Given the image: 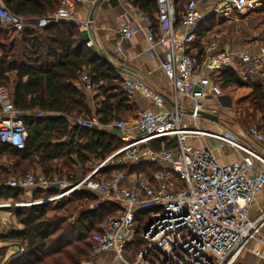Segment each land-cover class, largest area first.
<instances>
[{
    "label": "built area",
    "instance_id": "2783aa9c",
    "mask_svg": "<svg viewBox=\"0 0 264 264\" xmlns=\"http://www.w3.org/2000/svg\"><path fill=\"white\" fill-rule=\"evenodd\" d=\"M81 1L60 0L55 11L39 19L14 14L0 0V23L17 33L26 26L41 28L50 21H73V10ZM154 1L159 34L153 31L151 21L141 10L130 2L125 3L133 13L136 29L145 31L148 46L159 44L164 49L160 67L172 85L174 105L166 109L163 96L142 78L133 75L125 79L122 91L128 96L141 92L156 110L139 112L134 124L119 119L102 125L96 116L70 118L78 127L105 131L115 128L123 144L76 182L57 177L36 181L32 172L8 179L4 185L11 188L31 191L57 186L58 192L42 201L2 200L0 208L57 202L75 190H87L96 195L90 210L106 202L119 209L101 223V231L91 244L90 257L83 264H99L107 257L116 264H237L252 242L264 246L261 235L264 212L256 219L248 216L254 197L264 194V153L250 147L236 133L189 126L183 118L187 114L195 122L202 116L200 112H208L206 99L223 96L220 86L211 78L214 71L230 68L243 80H252V75L259 72L257 82L264 84L263 45L258 46L255 54L228 52L215 40L201 38L196 33L207 16L247 13L255 9L259 0H189L178 25L175 0ZM203 4H212L211 9L203 11L200 7ZM137 19L144 20L145 26H140ZM134 30L131 24L122 23L120 40H128ZM83 31L87 33L84 27ZM86 45L91 44L86 41ZM242 64L247 66L245 71L239 70ZM76 84L87 92L94 90L85 70L80 72ZM177 95L181 96L187 112L180 108L182 103L178 104ZM36 115L45 113L37 111ZM132 128L135 133L131 134ZM241 135L264 145V128L251 126ZM190 137L213 139L220 146L240 152L242 157L231 163H220L210 149L191 145ZM26 138L20 111L14 107L8 89L0 87V142L21 150ZM154 142L160 147L155 148ZM141 163L157 164L159 168L150 176L144 172L117 170L109 179L98 177L99 170L107 166ZM139 213L145 218L140 232L141 246L128 249L135 240ZM23 246L24 242H18L19 252ZM255 253L264 264V251ZM126 255H133L132 262L126 261Z\"/></svg>",
    "mask_w": 264,
    "mask_h": 264
},
{
    "label": "trees",
    "instance_id": "16d2710c",
    "mask_svg": "<svg viewBox=\"0 0 264 264\" xmlns=\"http://www.w3.org/2000/svg\"><path fill=\"white\" fill-rule=\"evenodd\" d=\"M126 1L154 20V0ZM188 2L175 0L177 25ZM260 2V14L264 16V0ZM3 3L14 14L40 19L55 11L60 0H3ZM211 21H216L213 15L200 22L196 29L198 36H206L211 28L202 25ZM10 33L13 32L0 23V87L8 89L14 107L20 111L27 138L21 150L0 142V160L5 158L10 163L0 164V200L19 202L24 199L25 190L4 185L10 174L22 176L39 168V174L33 173L36 181L40 177L52 180L57 177L54 174L60 179L66 174L69 181L76 182L90 171L95 161L103 160L123 144L114 132L78 127L69 120L91 115L87 97L76 84L80 72L85 70L89 74L96 95L103 98L94 113L102 125L115 122L116 117L126 120L129 115H137L129 96L121 89L124 80L115 67L86 45L77 24L57 20L41 28L26 26L16 34ZM211 78L233 102H248L253 111L259 112L264 128V84L243 80L230 68L214 71ZM37 111L45 115L37 116ZM158 168L152 163L110 166L99 170L98 177L109 179L117 170L150 176ZM77 170L81 171V177H77ZM31 191L35 201L58 190L52 186ZM93 199L95 194L80 190L53 205L17 208L14 214L21 228L8 234L0 232V241L15 245L17 251L5 258L8 245L1 246V256L5 258L2 264H83L90 257L91 235L99 234L103 220L119 209L106 202L90 210L87 205ZM70 209L78 210L72 222L68 221ZM136 218L139 224L135 240L128 249L141 246L140 232L145 218L143 213ZM18 242H24L21 252Z\"/></svg>",
    "mask_w": 264,
    "mask_h": 264
},
{
    "label": "crops",
    "instance_id": "0c3cea01",
    "mask_svg": "<svg viewBox=\"0 0 264 264\" xmlns=\"http://www.w3.org/2000/svg\"><path fill=\"white\" fill-rule=\"evenodd\" d=\"M125 2L126 0H82L81 2L77 3V5L75 6L73 10L74 20L70 22L77 24L81 33L83 27L87 29L88 35L86 40L90 42L91 44L90 48L94 47L98 52L102 53L105 56L106 60L102 57L101 54L98 53V55L103 60H105L106 62H108L109 64H111L113 67L116 68L118 74L120 75V78L125 80L133 75L142 78L148 85L153 87L160 95L163 96L165 100L164 107L166 109L171 108V106L174 105V101H175L173 88L160 67L164 49L159 44H154L151 47L148 46L145 39V31L141 29H136L135 23L132 20V18L134 17L133 13L130 12L129 9H127ZM211 5L212 4H203L200 5V7L203 11L208 12L211 9ZM261 8L262 5L260 0L256 1L255 10L259 11L261 10ZM211 15H213L216 20H218V18L221 17L219 15H214V14ZM153 19L154 20L152 21L149 18V20L152 23V28L154 27L153 24H155V26L158 25L156 13H154ZM137 22L140 24V26H145L144 20L137 19ZM122 23H129L131 24L133 29H135L132 36L128 40H120L119 38V28L121 27ZM3 27L6 30H9L5 25H3ZM177 29L183 31V28H181L180 26H178ZM153 31H156V34H159V32L157 31V27L153 28ZM209 33L210 31L207 32L206 35H208ZM212 34L214 35V33ZM219 46L220 48L228 52H237V53L248 52L251 54H255L257 52L258 46L260 45H255L251 48H248L247 50H243V47L242 48L240 47V49H238L239 47L234 48L232 44H223L222 46L221 45ZM243 68L247 69L246 64H242L239 67V70L245 71ZM262 72H264V70ZM253 75H257L258 79L260 77L259 72L257 74L254 73ZM258 79L255 82H257ZM79 88L87 97L88 108L91 112L90 116H95L94 115L95 108L98 106V104L103 98L100 95L98 96L96 95L97 94L96 90L87 92L84 89H82L80 86ZM223 96H225V94H223ZM129 98L131 104L133 105L132 107L136 115H138V113L141 111L156 110L152 105V102L147 98H145L144 95L139 91L133 92V94L129 96ZM224 99L225 97H222L221 99L208 98L205 101V107L208 111L212 109H217L218 107H221L220 103L223 102ZM181 100H182L181 96L177 95L178 104L182 103ZM184 105L185 104L182 103L180 108H182L185 112H187L188 110ZM202 117H203L202 119L203 122L207 123L210 128H213V130L210 131L228 130L233 133H236L240 137H242V140L246 142L250 147L256 149L261 153H264V145L259 144L251 140L250 138L244 137L243 135H241V133H239L240 131L234 132L231 129L227 128L226 126L218 125V123H216L214 119L201 116V118ZM136 118L137 116L129 115L126 121L129 124H134ZM183 121L189 126L192 125V126H198L199 128L201 127L199 126L198 120L193 122L187 114L183 118ZM107 132H112V133L114 132L119 136V131L115 128ZM130 133L131 134L135 133V129L132 128L130 130ZM188 141L193 146L198 145L210 149L211 152L214 154V156L218 158L220 163L223 164L237 161L242 157V154L240 152L235 151L232 148H228L226 146H220L218 142L210 138L190 137ZM210 142L213 143L211 144ZM156 143L160 147V144L158 142H155L153 146L156 148L157 145ZM100 161L101 160L95 161L94 163H98ZM94 163L90 166V168L92 169L94 168L93 167ZM78 173L81 174L80 170H77V177H81L78 176L80 175ZM41 178L43 177H40L39 179ZM7 212L8 209L6 208L0 209V230L1 228H5L7 226V219H6ZM263 212H264V194L259 193L254 197L248 216L250 219H256ZM16 226L17 227L15 229L21 228V225L19 224ZM261 235L262 238L264 239V227L262 228ZM9 244L7 242L0 241V247ZM256 251L263 252L264 246L262 244H259L258 242H252L249 248L243 251V253L240 255L237 264H263V261L260 259L259 255L255 253Z\"/></svg>",
    "mask_w": 264,
    "mask_h": 264
},
{
    "label": "rangeland",
    "instance_id": "374dc122",
    "mask_svg": "<svg viewBox=\"0 0 264 264\" xmlns=\"http://www.w3.org/2000/svg\"><path fill=\"white\" fill-rule=\"evenodd\" d=\"M202 26H210L211 28L210 33L206 35L207 40H215L221 46L223 44H232L234 48L239 47L238 49H240V47L241 48L243 47V50H247L248 48H251L255 45L264 46V16L260 14V10L258 11L254 9L250 12L243 13V14L232 12L231 15L228 17L221 16L218 18V20L211 21L210 23H208V25L203 24ZM13 33L16 34L15 32ZM13 33H10V34L13 35ZM212 33H214V35ZM244 47H247V48H244ZM243 69L246 70V68H243ZM263 70L264 68H262L261 71ZM257 79H258L257 75H252V81L254 80L253 82H255ZM224 94L227 98H225L224 101L221 102L222 104L220 103L221 107L208 111L209 114L217 117L216 120L214 119V121H216L218 125L226 126L227 128L231 129L234 132L240 131L239 133L241 134L251 126H258V128L262 129L261 127L263 125V122H262L259 112L253 111L249 107L248 102H244V103H238L236 101L233 102V100L229 97L227 93H224ZM211 111H214V112H211ZM246 112L249 115H251L253 118L249 117L248 114H246ZM202 119L203 117L202 118L200 117L198 119L199 126H201L200 128L206 129V130H213V128H210L209 125L203 122ZM210 143L212 144L213 142H210ZM0 164L8 165L10 163L5 158H3L0 160ZM96 164L97 163H94V166ZM39 170H40L39 168H36V169L29 170L27 172L39 174ZM91 170L92 168L90 169V171ZM54 175L58 177V175L56 174ZM15 176L17 175L10 174L8 179L15 177ZM60 179H65L69 181L68 176H66V174H63ZM77 191H80V190H75L74 192H77ZM25 192L26 194L24 195V199L21 200L24 203L42 201L47 198H50L49 196L46 198H40L38 200L33 201L31 198L32 191H25ZM67 196L63 197L62 199L67 198ZM1 201L2 200H0V202ZM55 202L56 201H50V202L43 201L41 204L50 203V205H53ZM95 202H96V199L89 201V205H87V208H90V205L94 204ZM0 209H5V208H0ZM6 209H8V212L6 213L7 214L6 216L7 226L5 228H1L0 230V232H4V234H8L12 229L17 227L16 225H18V223L16 222L15 214H14L17 208L15 209L6 208ZM149 212L150 211H148V213ZM68 215L70 216L68 221L72 222L73 220L77 218L78 210L70 209L68 212ZM97 235L98 233H94L93 235H91V242H94ZM7 251L8 252L6 253L5 258H8L9 257L8 255L10 254L15 253L17 251V247L9 244ZM133 255L132 256L126 255V261L128 263L132 262ZM5 258L1 256V252H0V264H2ZM99 264H116V263L113 262V259L111 257H107L104 260H102Z\"/></svg>",
    "mask_w": 264,
    "mask_h": 264
},
{
    "label": "water",
    "instance_id": "95a60500",
    "mask_svg": "<svg viewBox=\"0 0 264 264\" xmlns=\"http://www.w3.org/2000/svg\"><path fill=\"white\" fill-rule=\"evenodd\" d=\"M95 7V6H94ZM87 33L86 32H82V37H83V39L85 40V41H87L86 40V38H87ZM91 49L93 50V52H95L96 54H101L102 55V57L106 60V58H105V56L102 54V53H100V52H98L94 47H91ZM222 97H225V98H227L226 96H222ZM222 97H220L219 99H221ZM200 115H202V116H204V117H206V118H210V119H215L216 120V116H214V115H211V114H209L208 112H200ZM119 120V118L118 117H116L115 118V121H118ZM55 188H57V186H55Z\"/></svg>",
    "mask_w": 264,
    "mask_h": 264
}]
</instances>
